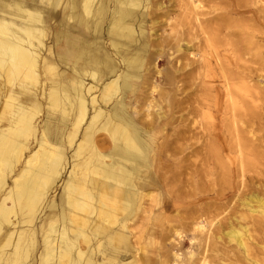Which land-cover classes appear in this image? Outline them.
<instances>
[{
  "label": "bare ground",
  "instance_id": "obj_1",
  "mask_svg": "<svg viewBox=\"0 0 264 264\" xmlns=\"http://www.w3.org/2000/svg\"><path fill=\"white\" fill-rule=\"evenodd\" d=\"M226 1L0 0V264H264V199L245 192L264 166V0ZM168 129L197 131V258L148 249Z\"/></svg>",
  "mask_w": 264,
  "mask_h": 264
},
{
  "label": "rangeland",
  "instance_id": "obj_2",
  "mask_svg": "<svg viewBox=\"0 0 264 264\" xmlns=\"http://www.w3.org/2000/svg\"><path fill=\"white\" fill-rule=\"evenodd\" d=\"M155 1L156 0H153V2ZM161 1H164L166 5L165 9H167L169 6L167 0H161ZM226 2H227L226 0H214V3L217 4V6L219 7H223ZM144 8H145L144 6L141 7V9ZM204 9H209L208 5L204 4ZM147 10L150 11L152 15L155 17L159 13V10H155L154 4H151V6L147 8ZM53 21L54 24H52V29H49V35L51 34L52 31L59 30L61 28V26L57 25L58 24L57 19ZM150 21H151V17L148 20V15H147L144 22L146 27L145 29H147V31L151 34L149 40L155 38L154 30L149 29L151 26ZM157 21L160 22L157 25L162 27V29L156 31V33L161 34L162 30L164 29L166 30V32H168L169 30L168 16L163 15ZM43 39H45L46 42L49 41L47 39V36H43ZM153 46H151V49L154 48ZM158 68L159 69L163 68V64H159ZM263 82L264 81H262V83ZM41 118H42V112L37 115V119H36L37 122L40 121ZM175 123L173 125H175ZM174 128L176 129V127ZM194 132L197 133L196 130L189 132L180 131L179 133H181L182 138L176 137L175 130L172 131L170 129L164 131L162 130L161 132H158L156 134V143L158 146L157 151L159 153V157L158 159L155 160V166L154 168H152V172L153 174L157 173L155 175L157 177V180L155 181V185H154L155 187L154 188L151 187L150 189L153 190L152 196L158 197L160 201L158 203H155L154 200L151 201V199L148 196L145 195L142 196L141 203L142 206H144V210L140 212L141 214H145L149 212L151 209L155 217H157L156 220H152L153 226L157 229V234L155 235L156 241L153 242V244L148 245L149 252L158 254V250H160L162 247L166 248L169 251L170 244L177 243V239H179L178 240L180 241V244L178 246L179 248L178 252L180 253L179 256L186 257L189 255L190 252H194V255L192 257L197 258V255L195 254L198 250L197 240H193V239L190 240L192 235L199 234V231H195V232L192 231L193 228L192 217H196L199 214L198 210L200 208H198V204L200 203L199 200L202 196L201 192L199 191L198 187L195 184V181L197 179V173L199 171V166L197 165L199 164L198 157L196 158L195 155L188 156L191 154V150H192L190 147L188 148V146L190 144H194L195 142L194 138L196 137V134ZM105 134H106L105 131H100L99 133H97V138ZM163 135H166V137L163 138L162 137ZM97 141L100 144L107 142L101 140H97ZM248 166H249L247 167L248 175L253 174L254 170H260V168H262L260 175L261 180L260 181L248 180V183L250 184L249 185L250 188L249 190L245 189V192L248 194L251 190V193L255 192L258 196H262L264 199V166L258 165L259 167H256V165L253 163L248 164ZM62 178H64V175L62 176ZM62 178L58 180L56 184V188H54L53 191L49 192V197L54 198L55 201H58V195L60 194L59 185L62 182ZM240 211H241L240 206H237L234 209V214L236 213L235 215L238 216ZM169 220L170 222L168 224L173 225V228L171 229L166 228L167 221ZM232 223H236V221L234 220ZM206 229L207 227H205V230ZM249 233L251 234V238H249V243L252 247V252L258 255L259 257H263L262 251L258 247L264 245V226L260 228L258 226L252 225L250 227ZM147 239H148V235L144 233L143 237L140 239V244H144L147 241ZM9 247L11 246L8 245L5 248L7 249ZM213 258L215 259L214 256ZM21 263L25 264L26 261H23Z\"/></svg>",
  "mask_w": 264,
  "mask_h": 264
}]
</instances>
